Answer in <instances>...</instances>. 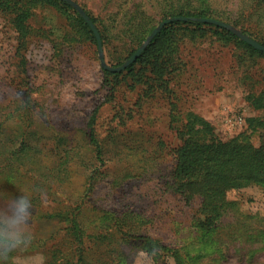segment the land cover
Returning a JSON list of instances; mask_svg holds the SVG:
<instances>
[{
    "label": "trees",
    "instance_id": "trees-1",
    "mask_svg": "<svg viewBox=\"0 0 264 264\" xmlns=\"http://www.w3.org/2000/svg\"><path fill=\"white\" fill-rule=\"evenodd\" d=\"M130 1L135 10L123 12L130 18L125 22L127 29L119 32L132 46L124 62L153 32L157 16L161 21L186 20L167 24L125 70L103 69L109 103L116 101L123 87L127 88L124 95L138 93L134 110L126 109L125 100L117 103L111 139L120 133L123 136L121 129L142 110L143 102L161 92L173 93L172 82L182 71L179 56L184 40L195 42L210 36L243 51L240 61L245 56L264 57L228 29L202 22H224L225 17L264 46V0H152L160 6L157 16L146 12L145 0ZM39 4L55 6L70 15L72 30L78 29L84 40L99 49L90 26L66 1L0 0V11L10 16L24 40L30 33V7ZM87 14L100 34L105 55L110 53L113 32ZM64 41L78 40L69 32ZM246 99L262 112L247 119L248 130L258 134L259 144L248 136L220 141L214 127L198 115L190 112L184 121L174 112L170 129L178 144L168 147L169 159L164 162L170 165L164 175L158 157L151 168L140 167L135 172L137 162H150L143 146H123L117 154L110 152V142L99 132V108L91 113L85 128H80L77 140L64 137L65 132L53 127L39 126L35 111L27 106L29 98L20 97L19 104L9 111L0 104V200L12 204L14 219L21 218L17 198L31 201L24 217L26 227L19 224L13 229V219L0 220V236L16 232L21 240L13 251L0 255V264H17L16 258L35 252L45 257L44 264H132L139 253L149 256L153 264H168L170 260L174 264H227L231 258L240 264L254 262L264 254V216L247 213L240 202L229 200L226 194L250 187L264 190V91L249 93ZM163 148L160 143L157 149ZM116 157L114 168L121 163L122 169L111 174V187L121 188L134 177L150 180L156 196L152 212L122 207L119 202L102 205L100 197H93L97 185L110 178L107 170ZM74 175L82 177L80 186H74ZM158 227L164 232L153 235L152 230Z\"/></svg>",
    "mask_w": 264,
    "mask_h": 264
},
{
    "label": "rangeland",
    "instance_id": "rangeland-1",
    "mask_svg": "<svg viewBox=\"0 0 264 264\" xmlns=\"http://www.w3.org/2000/svg\"><path fill=\"white\" fill-rule=\"evenodd\" d=\"M69 1L83 13H90L104 22L113 32V49L106 55L103 51L106 65L118 68L127 62L129 59L125 62L124 59L128 57L132 46L119 37L123 36L119 32L123 28L127 29L125 22L130 17L123 12L132 8L130 3L133 1L129 0L127 4L125 0ZM144 3L146 12L157 16L160 6L152 0H145ZM30 8V33L24 40L20 39L10 16L0 11V104L7 107L8 111L19 104L20 97L29 98L27 106L35 111V121L39 126L53 127L59 132H65L64 137L78 140L80 128H85L91 113L99 108V132L102 138L110 142V152L117 154L123 146H143L148 150L150 162L144 165H138L137 162L135 172L140 167L151 168L158 157L161 170L164 171L161 174L164 175L166 167L170 165L164 159H169V148H175L178 144L176 134L170 129L174 112L178 114L176 117L184 121L186 114L190 112L198 115L214 127L220 141L248 136L254 144H259L258 134L248 130L247 119L261 116L262 112L255 110L246 98L249 93L259 94L264 91V57L245 56V60L240 61L238 56L243 55V51L237 50L234 45H224L210 36L198 38L195 42L184 40L179 56L182 71L172 82L173 93L161 92L143 102L142 110L136 111L126 128L121 129L123 136L120 137V133L116 139H111L109 131L116 124L112 122V118L117 103L125 100L126 109L134 110L138 93L124 95L127 88L123 87L118 92L116 101L109 103L99 50L84 40L78 29L72 30L74 27L69 22L71 16L52 5L39 4ZM163 21L157 16V24L153 23L154 29ZM222 21L241 31L232 22H227L225 17ZM69 32L78 41L65 42L64 35ZM122 61L123 64L119 65ZM160 143L164 144L162 150L157 149ZM117 163L118 157L110 163L107 170V178H110L97 185L93 197H100L105 201H100L102 205L119 202L122 207L135 208L144 213L152 212L151 206L156 196L152 195L150 180L134 177L121 188L111 187V174L122 169L121 163L114 168ZM81 179L79 175H74L75 187L80 186ZM226 194L229 200L240 202L247 213L264 216L263 189L250 187L231 190ZM11 205L10 202L0 200V220L13 219V224L10 225L13 229H18V225L22 224L21 218H13ZM159 232L163 233L164 230L160 227L152 230L153 235ZM15 262L44 264L45 257L35 252L18 257ZM243 263L264 264V254L257 256L254 262L247 260ZM132 264L153 262L145 253H139ZM168 264L174 262L170 260ZM227 264L240 263L231 258Z\"/></svg>",
    "mask_w": 264,
    "mask_h": 264
},
{
    "label": "water",
    "instance_id": "water-1",
    "mask_svg": "<svg viewBox=\"0 0 264 264\" xmlns=\"http://www.w3.org/2000/svg\"><path fill=\"white\" fill-rule=\"evenodd\" d=\"M66 1L67 3L71 4L76 10H78V13H80L81 17L86 21V23L90 26V28L92 29V31L95 34V37L97 39L98 42V50L100 53V61L102 64L103 69L107 70V71H111V72H120L122 70H125L127 67H129L130 65H132L137 57H139L142 52L147 48V46L151 43V41L155 38V36H157L160 31L169 23L171 22H175V21H185V18H172V19H168L163 21L156 29L153 30V32L150 34V36L148 37V39L146 40V42L135 52V54L133 56H131L129 58V60L127 62H125L123 65H121L118 68H110L106 65V61L103 58V47H102V41H101V37L100 34L95 26V24L92 22L91 18L82 12V10L80 11V9L75 6L71 1L69 0H63ZM202 22H206V23H211V24H215L217 26H221L224 27L226 29H228L229 31H231L233 34H235L236 36H238L240 38V40H242L243 42H246L247 44H249L250 46H252L253 48L261 51L264 53V46L259 44L257 41H255L254 39H252L251 37L247 36L246 34H243L241 31L234 29L232 26L221 22V21H217V20H213V19H203Z\"/></svg>",
    "mask_w": 264,
    "mask_h": 264
},
{
    "label": "clouds",
    "instance_id": "clouds-1",
    "mask_svg": "<svg viewBox=\"0 0 264 264\" xmlns=\"http://www.w3.org/2000/svg\"><path fill=\"white\" fill-rule=\"evenodd\" d=\"M17 204L19 205V212L21 215V223L26 227L28 221L24 219L26 212L31 207V201L26 200L23 197L17 198ZM21 243L20 237L16 232H9L6 235L0 236V255H6L13 251Z\"/></svg>",
    "mask_w": 264,
    "mask_h": 264
}]
</instances>
